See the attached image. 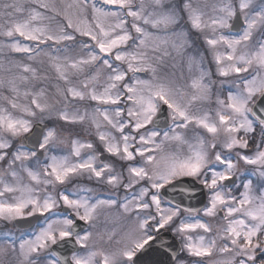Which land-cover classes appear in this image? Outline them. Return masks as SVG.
Instances as JSON below:
<instances>
[{
    "label": "snow or ice",
    "instance_id": "snow-or-ice-1",
    "mask_svg": "<svg viewBox=\"0 0 264 264\" xmlns=\"http://www.w3.org/2000/svg\"><path fill=\"white\" fill-rule=\"evenodd\" d=\"M0 222V264H264V0H0Z\"/></svg>",
    "mask_w": 264,
    "mask_h": 264
},
{
    "label": "rangeland",
    "instance_id": "rangeland-1",
    "mask_svg": "<svg viewBox=\"0 0 264 264\" xmlns=\"http://www.w3.org/2000/svg\"><path fill=\"white\" fill-rule=\"evenodd\" d=\"M57 3H60V0H57ZM197 44H199L200 42H199V40H198V38L195 36V34H192V37H191ZM10 225V224H9ZM3 226L4 227H6L7 226V224H3Z\"/></svg>",
    "mask_w": 264,
    "mask_h": 264
},
{
    "label": "flooded vegetation",
    "instance_id": "flooded-vegetation-1",
    "mask_svg": "<svg viewBox=\"0 0 264 264\" xmlns=\"http://www.w3.org/2000/svg\"><path fill=\"white\" fill-rule=\"evenodd\" d=\"M3 224H4V222H0V229H5V230H6V229L11 228V227L13 226V225H11V224H10V225L7 224V226L4 227Z\"/></svg>",
    "mask_w": 264,
    "mask_h": 264
},
{
    "label": "trees",
    "instance_id": "trees-1",
    "mask_svg": "<svg viewBox=\"0 0 264 264\" xmlns=\"http://www.w3.org/2000/svg\"><path fill=\"white\" fill-rule=\"evenodd\" d=\"M90 138V137H89Z\"/></svg>",
    "mask_w": 264,
    "mask_h": 264
},
{
    "label": "water",
    "instance_id": "water-1",
    "mask_svg": "<svg viewBox=\"0 0 264 264\" xmlns=\"http://www.w3.org/2000/svg\"><path fill=\"white\" fill-rule=\"evenodd\" d=\"M170 238V237H169Z\"/></svg>",
    "mask_w": 264,
    "mask_h": 264
}]
</instances>
